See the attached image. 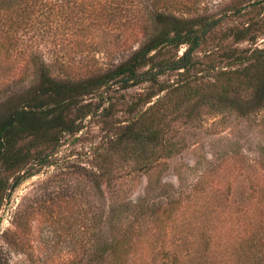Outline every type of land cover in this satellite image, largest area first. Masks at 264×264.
Segmentation results:
<instances>
[{
	"label": "rangeland",
	"instance_id": "374dc122",
	"mask_svg": "<svg viewBox=\"0 0 264 264\" xmlns=\"http://www.w3.org/2000/svg\"><path fill=\"white\" fill-rule=\"evenodd\" d=\"M167 4L177 16L187 6L185 17L217 22L188 69L167 71L155 84L96 87L66 110L78 116L75 132L59 134L53 145L23 135L16 147L28 161L0 164V264H101L112 236L124 237L129 264H169L173 255L199 264L216 257L215 246L233 238L229 232L263 218L264 92L239 77L252 52L264 48V0ZM79 10L72 7L73 29L49 31L64 42L69 63L62 70L50 65L51 35H27L23 55L0 48V119L35 90L42 60L52 76L82 81L109 70L146 37L142 27L120 28L116 20L77 30ZM131 122L154 125L156 138L138 152L114 149L116 132ZM164 205L167 217L158 211Z\"/></svg>",
	"mask_w": 264,
	"mask_h": 264
},
{
	"label": "trees",
	"instance_id": "16d2710c",
	"mask_svg": "<svg viewBox=\"0 0 264 264\" xmlns=\"http://www.w3.org/2000/svg\"><path fill=\"white\" fill-rule=\"evenodd\" d=\"M91 2L99 4V7L88 9ZM72 7L80 8L79 11L82 12L81 16H76L80 23L77 30L83 32L88 31L90 27L102 28L103 21L108 23L116 20L120 28L142 27L146 37L104 73L82 81H73L69 76L56 78L49 73V66L52 64L62 70L69 62L64 60L65 56L61 53L63 40L49 31L54 28L55 32L58 25L67 30L73 29ZM173 7L167 4V0H0V48L3 47L8 56L12 49L20 55L24 54L25 48H20L19 45L25 42L27 35L31 40L34 37L51 35L52 45L54 44V47L47 50L51 59L50 65L44 60L41 62L42 68L35 90L25 97L21 105L0 119V164L20 168L28 161L16 147V141L23 135L34 136L45 145L50 143L53 145L58 141L59 134L75 132L78 128L76 124L78 116L70 118L66 110L80 97L95 95L96 87L110 83L128 87L141 81L155 84L157 77L167 71L188 69L193 63L194 51L217 22L215 19L185 17L184 14L189 13L191 9L187 6L178 10L182 15L177 16L172 12V9H176ZM87 15H93L94 21L86 24L83 20ZM74 31L71 30L72 33ZM81 44L85 45L86 42L76 43L77 46ZM181 46L184 47L181 53L176 52L173 57L158 60L153 58L159 51L169 48L178 50ZM251 55L253 60L240 70L245 72L239 78L250 81L251 85L264 92V48L252 52ZM163 90L164 88H160L159 91ZM192 91L193 94L197 93L196 89ZM154 95H150V98ZM98 96L102 97L101 94ZM154 103L150 104L148 109L152 108ZM156 136L157 129L154 125L131 122L119 128L112 147L123 152H138ZM136 210H140L139 206ZM159 210L160 215L166 217L170 215V208L167 205L160 206ZM137 211L133 219L138 218V214L141 213ZM262 217L254 222L249 221L236 234L233 230L235 236L229 232L230 239L233 238L215 246L216 257L210 262L202 260L199 264H264V215ZM132 228V226L125 228L123 235L130 234ZM123 238L112 236L111 241L107 242L106 255L101 264H129L127 261L129 250L123 244ZM207 246L201 247L202 251H206ZM169 264L198 262L194 263L193 260L173 255V260Z\"/></svg>",
	"mask_w": 264,
	"mask_h": 264
}]
</instances>
